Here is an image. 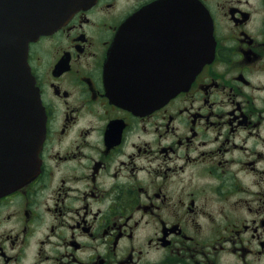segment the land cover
Instances as JSON below:
<instances>
[{
  "label": "flooded vegetation",
  "instance_id": "obj_1",
  "mask_svg": "<svg viewBox=\"0 0 264 264\" xmlns=\"http://www.w3.org/2000/svg\"><path fill=\"white\" fill-rule=\"evenodd\" d=\"M164 1L95 0L29 44L46 131L36 177L0 197V264H264V0H190L212 60L135 104L121 53L153 94L188 56Z\"/></svg>",
  "mask_w": 264,
  "mask_h": 264
},
{
  "label": "water",
  "instance_id": "obj_2",
  "mask_svg": "<svg viewBox=\"0 0 264 264\" xmlns=\"http://www.w3.org/2000/svg\"><path fill=\"white\" fill-rule=\"evenodd\" d=\"M93 0H0V196L9 194L32 181L39 172L40 151L45 134V116L39 95L27 65V45L31 40L56 30L73 14L91 4ZM152 8L176 10L173 14H152L161 18L176 19L177 43L188 50V56L177 59L176 86L169 93L153 94L132 92L137 76L128 75L125 67H132L124 53L114 61L117 67V87L120 96L135 101L145 100L159 106L186 89L199 70L211 60L214 51L212 28H206V15L190 0H166ZM137 15L125 25L139 24ZM138 29L124 26V32ZM116 46L123 50L126 45ZM131 45V44H130ZM128 48L137 49V45ZM179 46V45H178ZM111 59L109 60V63ZM180 65L183 66L180 69ZM129 80L133 85L125 84ZM174 82V80H173ZM123 83V84H122Z\"/></svg>",
  "mask_w": 264,
  "mask_h": 264
}]
</instances>
